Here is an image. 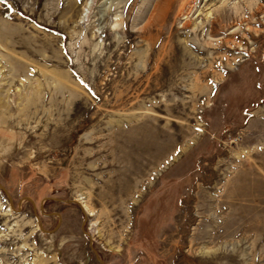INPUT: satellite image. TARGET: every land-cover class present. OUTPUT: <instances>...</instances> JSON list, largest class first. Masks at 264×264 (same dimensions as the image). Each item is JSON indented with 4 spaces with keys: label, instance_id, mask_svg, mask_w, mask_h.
<instances>
[{
    "label": "rangeland",
    "instance_id": "374dc122",
    "mask_svg": "<svg viewBox=\"0 0 264 264\" xmlns=\"http://www.w3.org/2000/svg\"><path fill=\"white\" fill-rule=\"evenodd\" d=\"M0 98V264H264V0H0Z\"/></svg>",
    "mask_w": 264,
    "mask_h": 264
},
{
    "label": "bare ground",
    "instance_id": "6f19581e",
    "mask_svg": "<svg viewBox=\"0 0 264 264\" xmlns=\"http://www.w3.org/2000/svg\"><path fill=\"white\" fill-rule=\"evenodd\" d=\"M169 4V3H168ZM227 3H222V5L220 6V7H218L216 10H215V12H216V15L214 16V18H213V20L210 22V26H209V33H210V35L211 34H214V33H216L217 34V31L216 30H218L217 28H216V25H217V23H224V22H226V21H229L232 17L228 14V9H227ZM258 9H259V7L258 6H254V7H252L251 9H250V11H251V13H250V17H251V19L252 18H254V13L256 12V11H258ZM235 10H236V13H240V11H241V13L239 14V16H236V18L234 19V20H242V19H244L243 18V16H242V13L244 12V10H243V8H240V7H238V8H235ZM248 17V16H247ZM233 19V18H232ZM245 19H247V20H250V18L248 17V18H245ZM237 20V21H238ZM228 23V22H227ZM223 27L224 26H222V27H220L221 29H219L220 31L223 29ZM201 28V27H200ZM202 29H204V28H202ZM213 40H211V41H204V42H201L200 44L198 43V42H196V43H194V46H193V48L195 49V50H198V51H200L201 53H206L208 50H209V48H210V46L212 47V46H216V49H220V48H222L223 46H224V44L227 42V40L225 39V38H222L221 40L219 39V43L217 44L216 42H212ZM215 41V40H214ZM215 49V48H214ZM0 100H1V98H0ZM145 168V167H144ZM136 169H138V168H136ZM130 171L132 172V170L130 169ZM143 173V172H142ZM132 177V176H131ZM130 177V178H131ZM142 177V176H141ZM129 178V177H128ZM127 178V179H128ZM132 179V178H131ZM125 181V185L126 186H128L127 184H126V181L127 180H124ZM128 182V181H127ZM123 186H124V183H123ZM122 186V187H123ZM130 186V185H129ZM129 186H128V188H129ZM124 188H125V186H124ZM127 188V187H126ZM123 190V189H122ZM126 190V189H125ZM128 191H129V189H127ZM131 190H132V188H131ZM118 193H120V190H119V192ZM124 193V194H123ZM122 194L123 195H125V192H123ZM127 193V192H126ZM131 193V192H130ZM128 196V195H127ZM1 205V204H0ZM11 212V209H6V213H10ZM92 213V212H91Z\"/></svg>",
    "mask_w": 264,
    "mask_h": 264
},
{
    "label": "water",
    "instance_id": "95a60500",
    "mask_svg": "<svg viewBox=\"0 0 264 264\" xmlns=\"http://www.w3.org/2000/svg\"><path fill=\"white\" fill-rule=\"evenodd\" d=\"M0 189L5 191V189L1 186V184H0ZM10 204L12 205V201H10Z\"/></svg>",
    "mask_w": 264,
    "mask_h": 264
}]
</instances>
